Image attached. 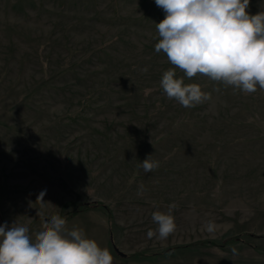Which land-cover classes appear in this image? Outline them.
Returning a JSON list of instances; mask_svg holds the SVG:
<instances>
[{
    "label": "rangeland",
    "instance_id": "rangeland-1",
    "mask_svg": "<svg viewBox=\"0 0 264 264\" xmlns=\"http://www.w3.org/2000/svg\"><path fill=\"white\" fill-rule=\"evenodd\" d=\"M164 18L155 0H0V225L34 239L59 214L113 264H264V90L198 74L207 101L169 99ZM172 203L176 231L149 239Z\"/></svg>",
    "mask_w": 264,
    "mask_h": 264
},
{
    "label": "clouds",
    "instance_id": "clouds-1",
    "mask_svg": "<svg viewBox=\"0 0 264 264\" xmlns=\"http://www.w3.org/2000/svg\"><path fill=\"white\" fill-rule=\"evenodd\" d=\"M250 0H155L165 18L155 24L159 40L154 48L166 54L173 68L162 75L160 87L169 99L184 108L207 101L210 94L196 83L185 84L184 78L198 74L231 86L245 94L264 90V11L249 14ZM176 69L184 76L177 77ZM142 71L147 72L145 67ZM140 166L145 173L159 168V161L148 155ZM143 186H141L142 189ZM142 192H138V195ZM42 191L37 197L45 202ZM154 211L157 225L147 237L167 239L176 231L173 210ZM212 233L214 220L204 224ZM233 255L238 254L233 248ZM0 264H113L107 248L88 238L81 228L67 227V219L54 214L44 221L42 230L29 235V228L14 222L0 225Z\"/></svg>",
    "mask_w": 264,
    "mask_h": 264
},
{
    "label": "water",
    "instance_id": "water-1",
    "mask_svg": "<svg viewBox=\"0 0 264 264\" xmlns=\"http://www.w3.org/2000/svg\"><path fill=\"white\" fill-rule=\"evenodd\" d=\"M117 251V253L119 254V255H121V256H125L122 252H120V251H118V250H116Z\"/></svg>",
    "mask_w": 264,
    "mask_h": 264
},
{
    "label": "trees",
    "instance_id": "trees-1",
    "mask_svg": "<svg viewBox=\"0 0 264 264\" xmlns=\"http://www.w3.org/2000/svg\"><path fill=\"white\" fill-rule=\"evenodd\" d=\"M4 224V223H3Z\"/></svg>",
    "mask_w": 264,
    "mask_h": 264
}]
</instances>
